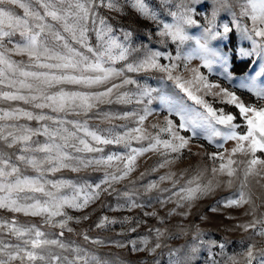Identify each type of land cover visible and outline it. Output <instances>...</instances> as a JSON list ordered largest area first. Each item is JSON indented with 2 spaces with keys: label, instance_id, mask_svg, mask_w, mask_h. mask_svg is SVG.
<instances>
[{
  "label": "snow or ice",
  "instance_id": "obj_1",
  "mask_svg": "<svg viewBox=\"0 0 264 264\" xmlns=\"http://www.w3.org/2000/svg\"><path fill=\"white\" fill-rule=\"evenodd\" d=\"M125 3L140 16L156 22L159 27L157 34L165 42L170 39L178 45L191 39L189 28L200 26L196 16L198 9L204 7L197 0H162V8L167 10L173 22L162 23L161 26L160 15L148 0H125ZM17 8L22 10L23 15L16 11ZM105 8L116 12L123 10L119 0H0V101L22 102L30 106L0 107V209L41 216L46 224L61 229L59 233L49 234L36 225L4 221L0 224V233L6 231L16 242H9L0 236V264H108V261H102L74 242L61 239L65 230L69 233L74 231L69 227V221L76 219L79 222V218L67 215L64 209L83 210L98 199L100 192L115 191L114 184L129 177L138 157L159 151L165 157L159 164L163 168L172 163L169 155L176 154L173 159L179 158L183 150H191V141L200 137L216 148L215 152L207 154L213 164V179L202 182L205 169L186 180L183 186H178L179 180L173 179L175 174L168 173L160 176L159 180H171L172 189L160 191L170 192L166 199L176 197L177 207H182L185 202L190 203L213 193L223 184L231 191L211 210L217 211L218 206L242 208L248 205L250 211H246L245 215H250L251 220L238 223L235 227L249 232V239L254 236L264 238V212L258 211L261 205L253 201L250 191V178L264 188V106L241 100L235 92L209 82L195 68L191 69L190 80L174 75L179 68L176 62L181 59L179 53L174 57L148 49L141 56V48L132 44L131 31L122 30L118 35L108 18L100 14V10ZM233 8H239V17L232 11ZM221 11L231 12V24H235L253 42L252 51L241 50L240 55L251 57L255 54L264 60V0H214L210 15L204 16L206 26L197 41L196 55L209 71L214 64H219L223 74L231 78L227 56L214 51L208 43L221 34L216 31L217 28H222L224 34L232 31L231 24L217 23L216 18ZM241 18L250 21L251 27L241 25ZM92 34L95 35L94 43L91 42ZM17 35L18 40L15 39ZM253 36L259 40L253 39ZM14 55L26 56L27 62L14 60ZM161 57L169 63H159ZM189 59V56L183 57L185 67ZM118 62H123V65L118 67ZM149 69L166 73L167 78L173 80L202 110L159 94L153 96L155 89L138 86L137 103H142L145 97L147 104L159 99L166 105L169 116L178 118V123L166 116L162 126L153 125L158 131L149 133L143 124L152 111L145 107L143 114H136L137 127L122 133L115 128L101 129L89 124L93 116L101 118V104L131 103L133 96L121 89L125 85L137 84V81L129 78L127 73ZM256 76L264 79L259 72ZM69 85L83 90H68L65 86ZM242 86L264 100V87L257 85L255 76L250 75ZM198 93L218 98L224 107L214 108ZM227 107L236 111H227ZM45 109L48 111L45 112ZM132 115L105 112L102 119L111 121ZM71 116L87 119H69ZM22 121H35L38 127ZM161 133H166L167 138L162 139ZM38 137H44V140ZM133 141L139 146L133 147ZM228 141L235 142L230 150L224 148ZM111 144H123L127 151L98 158L81 155L102 153L104 150L100 146ZM237 155L243 158L237 160ZM93 166L115 170L106 172L104 179L95 184L46 179V174L61 169L77 172L81 167ZM27 168L34 170L36 175L25 174ZM143 176L144 173H141V178ZM217 176H227L228 179L215 180ZM156 188H159L158 182L145 186L146 191ZM124 195L128 198L126 203L129 208L142 206L132 199L130 193L125 192ZM106 223L116 221L104 217L97 227ZM155 231L159 241L164 233L159 229ZM197 238L199 233L194 236V239ZM83 239L94 244L103 243L92 240L87 234ZM131 243L133 251L153 253L162 247L157 242L154 247L148 248L147 237L141 240L142 248L136 246V241ZM117 246L123 247L122 244ZM219 247L223 253L225 244ZM172 256H175L174 252L170 253ZM210 258L211 264H220L211 253ZM169 264H187V261L170 259ZM224 264H264V248H257L255 243H251L246 250L227 256Z\"/></svg>",
  "mask_w": 264,
  "mask_h": 264
},
{
  "label": "rangeland",
  "instance_id": "obj_2",
  "mask_svg": "<svg viewBox=\"0 0 264 264\" xmlns=\"http://www.w3.org/2000/svg\"><path fill=\"white\" fill-rule=\"evenodd\" d=\"M171 2V0H170ZM122 6V11H110L108 9H101L100 14L107 17L109 23L117 30L119 35L122 30L131 31L132 44L134 47L141 48L140 55L148 49L152 51H160L168 55L176 56L178 53L181 57L176 61L179 68L174 72V75H180L184 80L192 79L191 69H197L201 74L207 77L211 83L219 84L221 87L227 88L236 93L241 100L256 105L264 106V100H260L254 94L249 92L246 87L242 85L250 78L255 76L256 83L260 87H264V79L261 76H256L259 72L264 76V60L259 56L253 54L251 57H244L240 55L241 50L252 51L253 42L246 38L235 24H231L233 16L231 12L221 11L217 16V23L220 25L231 24L232 31L224 34L222 28H217L216 31L220 35L208 41L209 47L228 58V72L231 78H227L219 64H214L213 69L209 71L203 66V62L196 55L198 47L197 41L201 39L203 28L206 26L204 19L205 14L211 13L214 0H197V3L203 4L204 7L198 9L199 14L196 19L199 20L200 26H193L188 29V34L191 39L185 41L183 44H177L170 39L167 42L157 33L159 27L156 22L140 16L135 9L125 3V0H119ZM150 6L160 15L161 26L162 23H172V18L168 15L166 9L162 8V0H148ZM16 11L23 15L22 10ZM237 17H239V8H233ZM248 24L251 27V22L241 18V25ZM15 39H19L17 35ZM257 41L259 38L254 37ZM91 42H95V35H91ZM144 46V47H142ZM11 47V45H9ZM189 56L187 67L183 62V57ZM21 63L27 62L26 56L14 55L12 57ZM234 62L237 64L239 73L233 71ZM161 64H168L169 61L161 57L159 60ZM123 62H118L117 66H122ZM127 76L137 81V84L125 85L121 91H128L133 96L132 102L128 104L112 103L101 104L99 115L101 118L93 116L89 119L91 126H98L101 129L115 128L118 132H124L129 128L137 127V115L143 114L145 107L151 109L152 115L145 120L143 127L152 134L158 131V128H153V125H163L166 116H169L166 105L161 103L159 99H154L151 104H147V97L143 98L142 103L136 102V95H138V86H146L156 91L153 96L162 95L173 101H180L185 106L193 109H199L194 101L187 98L186 94L182 92L173 80L167 78V74L156 69H149L146 71L127 73ZM117 83L119 81H116ZM68 90H83L78 86H65ZM102 90V89H94ZM203 96V93H198ZM203 98L211 104L214 108L224 107L219 102V99L212 95L203 96ZM24 107L30 108L22 102H5L0 101V107L8 108ZM227 111L235 112L232 107H227ZM45 112L48 110L45 109ZM95 111V110H94ZM115 113L123 115V113H132L134 115L125 119L105 120L102 119L103 113ZM69 119H87V117L71 116ZM178 123V118L169 116ZM239 119V118H238ZM32 127H38L35 121L26 122ZM243 130V129H242ZM161 138L166 139L167 134L161 133ZM41 141L44 137H38ZM146 143V142H145ZM202 145V147H201ZM133 147L139 145L133 141ZM235 146L234 141L225 143V149H231ZM102 153H84L81 154L85 158L101 157L112 153H125L127 149L123 144L101 145ZM190 151L183 150L179 158L173 159L176 154L168 156L172 163L166 167H159V164L164 160V156L160 152H149L137 158L136 166L129 177L114 184L115 191H102L98 199L94 200L83 210H75L65 208L67 215L74 218H79L69 221V227L74 229L69 233L65 230L64 236L61 237L65 242L72 241L87 249L91 254L96 255L102 261H108V264H169L170 259H180L187 261V264H211L210 253L214 258L224 264L227 256L234 253H240L246 250L247 246L255 243L257 248H264V238L254 236L249 239V232H244L235 226L238 223H244L251 220L250 215H245L246 211H250L249 206L245 205L242 208H223L218 206L217 211H212L213 207H217V201L228 194L231 189H228L223 184L217 188L213 193L203 196L197 200L185 202L182 207H177L176 197L171 200L166 198L170 192H162L161 189H172V181H160L159 177L168 173H174L173 179L179 180L178 186H183L185 181L196 176L198 173L207 169L202 177V182L206 183L209 179H213L211 168L212 162L208 159V153L215 152L216 148L210 144L208 140L200 137L193 139L190 143ZM163 151V149H161ZM223 151V149H221ZM237 160L243 157L237 155ZM217 162V166H218ZM122 166V165H121ZM155 169V171H153ZM114 168H107L104 166H93L83 168L77 172L70 169H61L55 173L46 174V179L53 180H69L76 184H95L104 179L106 172L114 171ZM141 173L144 176L141 178ZM27 175H36L34 170L27 168L25 170ZM183 174V178H181ZM227 176H217L215 180L226 181ZM251 179L250 191L253 201L261 205L259 212H264V188L255 183ZM214 180V183H215ZM151 182H158L159 188L146 191L145 186ZM106 187V186H105ZM67 192V190H64ZM128 192L136 203L142 205L141 207L129 208L126 203L127 197L124 193ZM70 194V193H68ZM259 197V199H258ZM160 201H165L161 203ZM145 213H154V215H146ZM87 216L88 219H83ZM104 217L109 221L115 220L116 223H106L102 227H97ZM228 217H232L229 219ZM56 219H60L57 217ZM15 220L19 225H36L42 231L53 234L59 233L61 229L52 227L44 222L41 216L25 215L23 213H11L6 209H0V224L4 221ZM135 229V231H132ZM156 229L164 233L159 241L156 236ZM199 233V238L194 239V236ZM84 234H87L92 240L103 241L101 244H94L91 241L83 239ZM3 239L15 243L14 237H11L7 232L0 233ZM148 238V248L154 247L157 242L162 244V247L156 249L155 252L149 253L145 251H133L132 241H136L137 247H144L141 243L142 238ZM54 238V237H52ZM225 244L223 253L219 247L220 244ZM117 244H122L123 247H118ZM196 251L193 252L192 249ZM175 253V256L170 257V253Z\"/></svg>",
  "mask_w": 264,
  "mask_h": 264
},
{
  "label": "trees",
  "instance_id": "obj_3",
  "mask_svg": "<svg viewBox=\"0 0 264 264\" xmlns=\"http://www.w3.org/2000/svg\"><path fill=\"white\" fill-rule=\"evenodd\" d=\"M233 71L235 73H239V70H237V64L234 62V68H233Z\"/></svg>",
  "mask_w": 264,
  "mask_h": 264
}]
</instances>
